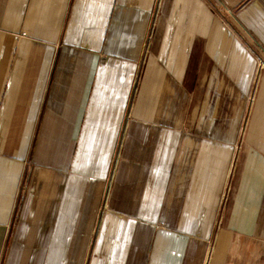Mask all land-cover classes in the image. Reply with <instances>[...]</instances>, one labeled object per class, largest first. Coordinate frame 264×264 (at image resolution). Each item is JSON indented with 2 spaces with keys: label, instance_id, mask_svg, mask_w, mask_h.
Returning a JSON list of instances; mask_svg holds the SVG:
<instances>
[{
  "label": "crops",
  "instance_id": "obj_1",
  "mask_svg": "<svg viewBox=\"0 0 264 264\" xmlns=\"http://www.w3.org/2000/svg\"><path fill=\"white\" fill-rule=\"evenodd\" d=\"M0 264H264V0H0Z\"/></svg>",
  "mask_w": 264,
  "mask_h": 264
}]
</instances>
